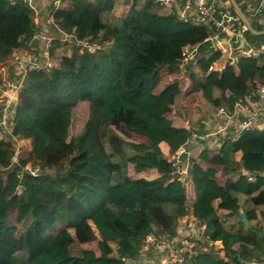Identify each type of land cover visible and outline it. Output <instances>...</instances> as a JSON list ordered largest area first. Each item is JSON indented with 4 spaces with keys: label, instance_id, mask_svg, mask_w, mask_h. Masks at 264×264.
<instances>
[{
    "label": "trees",
    "instance_id": "obj_1",
    "mask_svg": "<svg viewBox=\"0 0 264 264\" xmlns=\"http://www.w3.org/2000/svg\"><path fill=\"white\" fill-rule=\"evenodd\" d=\"M119 3L62 0L48 11L51 29L72 42L49 41L54 67L27 70L14 118L7 129L0 127V264L133 262L148 237L175 238L185 217L203 226L204 242L186 264H247L239 258L245 250L261 261L264 225L246 228L239 211L256 222L264 206V128L223 138L213 157L211 150L197 152L185 183L174 177L171 157L195 133L203 134L202 123L191 121L197 107L232 114L238 100L258 101L264 62L244 58L237 73L233 66L210 70L221 52L212 50L205 31L183 32L176 18L155 9L154 0H122L123 15L114 13ZM172 24L179 49L207 51L186 76L167 47ZM37 34L28 3L0 0V82L3 75L18 82L13 54ZM75 41L99 49L77 55ZM82 103L87 117L71 134L74 109ZM121 132L146 145L127 142ZM9 138L29 142L19 156L29 169L19 178ZM18 187L19 194L8 196ZM224 196L232 210L222 214ZM206 241L220 247L207 249Z\"/></svg>",
    "mask_w": 264,
    "mask_h": 264
},
{
    "label": "rangeland",
    "instance_id": "obj_2",
    "mask_svg": "<svg viewBox=\"0 0 264 264\" xmlns=\"http://www.w3.org/2000/svg\"><path fill=\"white\" fill-rule=\"evenodd\" d=\"M62 1V0H61ZM180 2V10L177 13H172V11H166L165 9H170L168 6H170L174 0H170L169 2H167L166 4H158L155 2L154 0V7L155 9H159L160 11H165L166 14L165 15H174L173 18H176L178 20L177 17H179L181 20L179 22H181L180 27H182V31H186V29L184 28L185 25H187L188 23H190V28L191 27H196L198 32L200 34H203V24L202 23H193L191 21V15H187L185 17L182 16V0H178ZM227 1L229 2V0H224V2ZM238 5L240 6V8L242 9V11L244 12L245 16L247 17L248 21L250 22L251 26L253 29L255 28H262L264 27V25H260L256 22V20L253 18L252 16V10H250V8H253L257 3L258 0L256 2V4L254 6H251L250 8H248V10H245V5L244 3H248L249 0H235ZM244 1V2H243ZM122 0H120V3L117 6L116 11L114 12L117 15H123L124 11L126 10V8H124L122 5ZM221 3H223V0H221ZM61 4V3H60ZM250 4V3H249ZM53 6V4L51 3V7ZM158 7V8H157ZM247 9V7H246ZM36 10V9H35ZM162 11V12H163ZM39 14V13H38ZM38 14H36L35 16V20L38 16ZM164 14V13H162ZM236 13H234L235 15ZM236 16L238 17V15L236 14ZM51 20L49 21V23L47 24V27L41 31L40 34L34 35L32 37L29 38V41H31L30 44H26L24 48H22L21 50L17 51L16 53L13 54V67H14V75L13 77L17 80L20 79L23 81L25 79V75L27 70L35 68V69H44V70H50L54 67L55 65V61H52L48 54L46 53L48 46H49V41H44L43 38L45 39H52L54 37H62V40L65 41V37L62 33H58L55 32L53 29H51L52 24H53V18L50 17ZM239 18V17H238ZM175 25H171V27L169 28L168 31V35L166 37V43H167V47L168 50L171 54V56L175 59H183L182 57V49H179L173 41L172 35L174 30ZM194 27V28H195ZM192 30V29H190ZM190 30H188L187 34H191ZM50 33V34H49ZM44 34V35H43ZM49 34V35H47ZM196 34V33H195ZM63 35V36H62ZM192 35V34H191ZM244 39H246L248 42H250L251 44H255V47H260L262 45V42L264 41V36H254L251 33H246L243 34L242 36ZM224 37H219V39H222ZM38 39V40H37ZM36 40V41H35ZM32 41H35V44H32ZM87 42L83 43V46H85ZM260 43V44H259ZM252 44V45H253ZM107 45V43L105 44ZM225 47V46H224ZM236 48V47H235ZM99 46H94V47H82L81 45L79 46V48L77 47L76 50V54L77 55H84L86 53H96V51H98ZM86 52V53H85ZM232 56H235V58H237L239 60L238 63L233 64V68L235 70H240L243 67V62L241 61V56L240 53H235V55L233 54ZM231 60V56H229L228 54H221V61L220 63H216L217 66H213L216 69L214 70H218V71H223L225 69V67L229 66L228 62ZM190 62H195L194 60L189 61L185 64H183L181 67L183 66H187ZM51 67V68H50ZM46 68V69H45ZM188 68H186L187 70ZM163 76L165 75V71H161L160 72ZM12 77H8L3 75L1 78L0 82V89H2V92L0 93V123L2 122L3 125H6V129L8 128L7 122L10 120L11 117H13V111H14V102H15V97L17 95V92L19 91V89L22 88V86L24 85L23 82L20 80L17 83H12L11 81ZM254 105H249L247 106V110L243 113L236 112L235 115L232 114V116H226L223 114V112H220L219 109H212V112H209L207 110H205L204 107H197L194 110V114L192 116V125L194 124H200L202 123V115L205 111L206 114H209L208 116L203 115V119L205 121V124L203 126V131H204V139H213L217 137H223L224 139L231 137V135L233 134L234 131H237V133H235V138H237L239 136V133L244 129V126L242 123H246V126L244 130H254V129H263L264 128V110L259 112L253 111L252 109L254 108ZM88 114V106L86 103H82L79 104L76 109H74V113H73V117H72V128H71V134H75L76 132L79 131L80 126L82 125L83 121L85 120V118L87 117ZM203 124V123H202ZM1 126V125H0ZM218 126V127H217ZM6 129L4 132H6ZM124 134V132H121ZM201 135V134H200ZM202 136V135H201ZM126 141L130 142L138 147H143L144 143L135 139L133 135H125ZM202 138V137H201ZM216 138V139H217ZM223 140V139H222ZM8 143H9V148L14 151L15 155L13 157V164L15 166V173L14 176L17 178L21 177L23 172H25V170L28 171L29 167L24 163V162H19V156L20 154H22L23 151L27 150L29 147V142L28 141H22L19 143H15V141L13 139H8ZM221 142V141H220ZM212 145H216L215 149L220 145L219 144H212ZM198 148H200L199 146H197L196 151L198 150ZM205 150L204 148H201V150ZM215 149L213 151H210L211 157H213V152L215 151ZM262 152L261 155L264 157V146L262 147ZM180 153H182V151H180ZM195 153V151H194ZM191 157H193V155H191ZM181 159H182V164H180L182 167H184V169H186V172L188 170L189 164H190V160L186 159L185 156L181 155ZM188 160V161H187ZM187 161V162H186ZM185 165V166H184ZM187 165V166H186ZM14 167H11V169ZM19 191H21V189L18 187L16 189H12V191H10L8 193V196H12L14 194H19ZM14 212L10 213V217L13 218L14 217ZM260 222H264V216L260 217ZM5 256V253L3 251H0V259H3ZM241 259L243 262H247L248 259H246V256L243 254L241 255ZM256 259V258H255ZM257 260V259H256ZM249 262V261H248Z\"/></svg>",
    "mask_w": 264,
    "mask_h": 264
},
{
    "label": "built area",
    "instance_id": "obj_3",
    "mask_svg": "<svg viewBox=\"0 0 264 264\" xmlns=\"http://www.w3.org/2000/svg\"><path fill=\"white\" fill-rule=\"evenodd\" d=\"M169 1L170 0H155V2L158 4H166ZM60 3L61 0H55L52 4L54 8H58L61 5ZM181 3L183 17L190 14L192 23H202L204 27L212 31L213 36L211 38H208L207 40L210 42L213 51L219 50L221 54H228L229 56H231V60L228 62L229 66H233V64L239 62V60L235 58V56H232L233 54L235 55V53H240L241 59L257 58L261 59L264 62V42L260 47H255L242 37L244 32L246 31V28L243 24H241L239 18L234 15V11L229 2L222 4L221 0H182ZM32 9L34 10L36 16V14H38L37 10H35L34 8ZM250 10H252L253 18L260 24L264 25V0H258V3L253 8H250ZM63 35L65 37V41L72 42L69 35ZM219 37L224 38L219 39ZM223 39H225V41H223ZM83 43L84 42H74L75 46H77L78 48L80 45L85 48L94 47V45L89 46L88 43H85L86 45L83 46ZM196 56L197 47L193 49H183V59H179L180 65L182 66L189 61L195 60ZM212 69L213 67L210 68V70ZM20 80L21 79L19 77L18 82ZM256 94L259 97L258 101L256 102L251 100V96L247 97L245 100H238L235 104L234 112L232 114L235 115L236 112H238V114L239 112H245L247 110V106L249 105L255 106L252 109V112L257 110L260 114V112L264 110V87H257ZM219 111L223 112V114L226 116H232V114L226 113L222 108H219ZM13 118L14 115L7 122V125L10 124V121ZM242 124L244 126V129H246V123L244 122ZM0 125V127L6 128V125H3L2 122L0 123ZM15 143L17 144L16 141ZM181 149L183 150L185 149V147ZM178 151L171 157L172 165L175 169L174 177L176 176L177 180L185 183L186 169H184V167L180 165L182 164L181 155L185 150H183L182 153H178ZM185 158L188 159L187 156H185ZM33 172H36V170H32L31 174ZM243 175L251 180V177L247 173L244 172ZM153 240L154 238H152L151 236L148 237L147 245L153 243ZM202 241V237L198 236L196 231H192L190 237L181 239L174 247L167 250L166 253L164 251V246H161V249H159L156 254H153L154 256H151L150 258L146 256H139L135 259V261L132 262V264H186L190 260V258L197 253L198 250L202 249V244L204 243ZM205 244L208 249V247L216 246L218 242L213 244L210 241H206ZM219 247H217V249ZM222 258L225 259V257ZM246 263L264 264V248L261 261L258 259H253Z\"/></svg>",
    "mask_w": 264,
    "mask_h": 264
},
{
    "label": "crops",
    "instance_id": "obj_4",
    "mask_svg": "<svg viewBox=\"0 0 264 264\" xmlns=\"http://www.w3.org/2000/svg\"><path fill=\"white\" fill-rule=\"evenodd\" d=\"M15 1H20V2L28 3L30 7H32V8H34V9L37 10V12L39 14H38V16H37V18L35 20V23L37 24V27H38V34H40L41 31L43 30V28L45 29L47 27V24L51 20L48 11H49V9L51 7V3H53L55 0H15ZM226 2L227 1L224 2V0H223V3L222 4H225ZM256 2H257V0H249L248 3H244L245 10L247 11L248 8H250L251 6H254L256 4ZM168 7L170 9H165L167 12L168 11H172V13H177L180 10V2L178 0H174V2L170 6H168ZM246 7H247V9H246ZM116 9H115V11H116ZM162 13L166 14L165 11H163ZM172 16H174V15H172ZM177 18H178V21L181 20L179 17H177ZM257 23L260 24L259 22H257ZM180 24H181V22H180ZM189 24L190 23H188L184 27V28H188L186 31L192 29V30H190V32L192 34L196 33L195 31L197 30V28L195 26H194L195 28L194 27H191L190 28V25ZM260 25H262V24H260ZM204 31L206 32L205 34H206V36L208 38H211L213 36L212 31L203 26V32ZM49 34H47V35H49ZM45 38H43L44 41H46V40L49 41V39H45ZM223 41H225V39H223ZM252 46H255V44H253ZM206 52L207 51L204 50V47H201V48L197 47V56H202V55L206 54ZM194 63L195 62H190L187 66H183V67H181V65L179 64V68L182 70L183 76H186L187 75L189 67L191 65H193ZM214 66L216 67L217 64H215ZM215 67H214V69H216ZM186 68H188V69L186 70ZM235 71L237 73L239 70L237 69ZM1 92H2V89H1ZM209 114H206L205 111L203 113V115H206V116H208ZM203 115H202L201 119L203 121H205L203 119L204 118ZM203 121H202V123H203L202 125L204 126L205 122H203ZM199 131H200V129H199ZM201 132H203V134H201L202 136L200 134H198V132L195 133V135L192 137V139L189 140L188 144L186 146H184L185 149H183V150H185V151L182 154V156H187L188 157V160L192 159L191 155H193V157H195V156H197V152L203 151V149L201 150V148H204L205 150H211V151H213L215 149V146L216 145H212V144H219L220 141L223 139V137L217 138L218 136L214 138L215 140H213L211 138L210 139H204V137H206V136L203 137V135L205 134L204 131H203V129L201 130ZM235 133H237V131H234L233 134L231 135V137H235ZM138 140L141 141V142H143L144 143V146L146 145V143H145V141L143 139H138ZM197 146H199L200 148H198V150L196 151L195 148H197ZM183 150L180 149L178 151V153H180V151H183ZM194 151H195V153H194ZM210 157H211V154H210ZM189 199H191V198H189ZM222 202H223V204L219 208V211H218L219 213L225 214V213H228L229 211L232 210V204L230 203V201H229V199H228L227 196H224L222 198ZM239 212L242 213L241 211H239ZM262 216H264V206H262V207H260L258 209V221H256V222L250 221L249 222V225L251 226L252 224H255V223L258 224L259 223L258 224L259 226L260 225L263 226L264 225V222H260V217H262ZM192 231H196L197 234H198V236H203V226H201L198 223V221H196L195 219H193L191 217L182 218L181 220H179V224H178V235L175 238L166 239V238H163L162 237L160 239H157V241L155 240V243L153 242L154 244L153 243H150L147 246H145L144 250L138 255V257L139 256H146V257H149L150 258L151 256H154L153 254H156L159 251V249H161V246H164V251L166 253L167 250H169L170 248L174 247L181 239L190 237ZM219 246H220V244L218 243L215 247H219ZM235 249H239V248L236 247ZM245 251L246 252L244 253V255L246 256V259H248V261H251V260L255 259L254 257H250L251 255L248 252V250H245ZM162 255H163V253H162ZM239 258L241 259V256ZM240 261L243 262L242 259Z\"/></svg>",
    "mask_w": 264,
    "mask_h": 264
},
{
    "label": "water",
    "instance_id": "obj_5",
    "mask_svg": "<svg viewBox=\"0 0 264 264\" xmlns=\"http://www.w3.org/2000/svg\"><path fill=\"white\" fill-rule=\"evenodd\" d=\"M229 3L232 7V9L234 10V12L238 15L239 19L241 20L242 24L245 26L246 31H248L249 33H251L254 36H264V30L258 31L252 28L250 22L248 21L247 17L245 16L244 12L242 11V9L240 8V6L238 5V3L235 0H229ZM244 226L246 228H249V222L245 216L244 213H240L239 214ZM253 232L258 235V232L256 230H253ZM124 264H132V261L130 259H126L124 260Z\"/></svg>",
    "mask_w": 264,
    "mask_h": 264
},
{
    "label": "clouds",
    "instance_id": "obj_6",
    "mask_svg": "<svg viewBox=\"0 0 264 264\" xmlns=\"http://www.w3.org/2000/svg\"><path fill=\"white\" fill-rule=\"evenodd\" d=\"M234 11V10H233ZM240 20V19H239ZM241 21V20H240ZM17 143H19V142H17Z\"/></svg>",
    "mask_w": 264,
    "mask_h": 264
}]
</instances>
